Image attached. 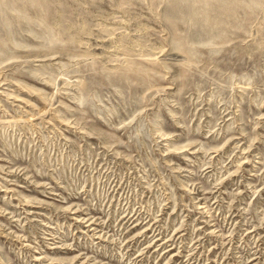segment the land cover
Here are the masks:
<instances>
[{"label":"rangeland","instance_id":"obj_1","mask_svg":"<svg viewBox=\"0 0 264 264\" xmlns=\"http://www.w3.org/2000/svg\"><path fill=\"white\" fill-rule=\"evenodd\" d=\"M0 264H264V0H0Z\"/></svg>","mask_w":264,"mask_h":264}]
</instances>
